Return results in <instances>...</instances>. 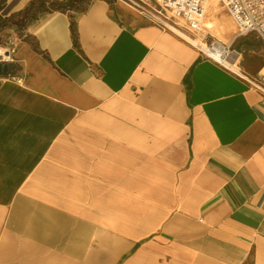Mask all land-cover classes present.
Here are the masks:
<instances>
[{
  "label": "crops",
  "instance_id": "crops-1",
  "mask_svg": "<svg viewBox=\"0 0 264 264\" xmlns=\"http://www.w3.org/2000/svg\"><path fill=\"white\" fill-rule=\"evenodd\" d=\"M41 1L22 36L1 32L18 68L2 76L0 63V264L151 256L94 244L98 180L120 176L86 169L121 163L134 179L138 165L144 195L211 231L207 264H264V66L247 73L243 61L237 75L159 23L123 24L107 0ZM38 2L3 0L0 14Z\"/></svg>",
  "mask_w": 264,
  "mask_h": 264
},
{
  "label": "rangeland",
  "instance_id": "rangeland-1",
  "mask_svg": "<svg viewBox=\"0 0 264 264\" xmlns=\"http://www.w3.org/2000/svg\"><path fill=\"white\" fill-rule=\"evenodd\" d=\"M107 1L110 4L111 14L123 24H133L136 20H131V17L138 18L140 22H159L152 13L154 8L157 7L154 0ZM88 4L89 0H86L80 4V8H85ZM37 12V7H33L27 12L28 15H26V11L9 18H5L0 14V25L7 24L5 27L0 28V48L6 50L11 46L6 43V37L1 36V32L6 27L12 26L16 22L19 25L24 22L25 17L32 18L37 15ZM183 31L190 34L186 30ZM233 34L228 36L226 42H230L233 39ZM190 35L194 38H199L203 42L205 40L204 37L207 40L218 38L216 34H213L215 37L204 33ZM26 38L32 42V39ZM233 46L235 49L243 51L245 56V60L243 58L244 68L247 73L251 70L259 71L264 66V42L255 33L237 37L233 42ZM8 63H4L2 66V76L8 77L11 72L15 73V69L18 68L15 65L9 66L7 65ZM244 74L246 73L244 72ZM120 106L130 108L129 105ZM115 107L117 105L112 103H109L108 106L104 105L105 109ZM114 112L116 110L114 111L113 109L104 111L105 114ZM88 117L87 124L89 133H91L90 130L95 128L93 126L95 125V116L89 115ZM104 119H106V115H104ZM72 135L73 140L83 136L82 132H73ZM103 166L99 170L91 167L86 169V171L104 170V174L107 177L112 176L111 172H115V176L119 173L120 177L119 179H111L104 176L105 179L98 180V182H103L104 199L100 200L101 197H99L98 200L102 202L98 206L100 210L97 213H92L97 216L95 220V225L97 226L95 229V245H97V241L104 237L107 241L104 246L108 248L118 246L116 244L117 241L120 247L124 243L131 241L133 247L130 251L151 252V256L147 254L141 257L142 259L137 260L135 264L208 263V253L213 252L207 240L211 232L209 229L203 228L198 221L175 217L171 208L166 206L165 203L144 195L138 186V165L135 179L131 178L133 173H130L129 178L126 164L114 165V169L112 165L105 164ZM160 257L162 258L161 260Z\"/></svg>",
  "mask_w": 264,
  "mask_h": 264
},
{
  "label": "built area",
  "instance_id": "built-area-1",
  "mask_svg": "<svg viewBox=\"0 0 264 264\" xmlns=\"http://www.w3.org/2000/svg\"><path fill=\"white\" fill-rule=\"evenodd\" d=\"M154 1L159 15V18H157L159 20L158 23L164 27L170 29L165 24V21H169L190 34L197 35L198 33H204L214 36L212 32L209 29H205L203 25L206 7L210 0ZM218 2L224 7V11L229 14L238 28V31L232 36L233 39L230 42H224L218 38L207 40V38L204 37L206 40H204V43L207 49L203 46L196 47L206 59L211 60L220 67L237 75H242L235 71L233 67L238 68L241 73H244L242 69L244 53L241 50L235 49L233 42L237 37L249 33H255L264 42V0H218ZM13 52L14 49L12 48L4 50V53L0 55V63L13 61ZM262 76H264V73ZM262 89L264 90L263 86Z\"/></svg>",
  "mask_w": 264,
  "mask_h": 264
},
{
  "label": "bare ground",
  "instance_id": "bare-ground-1",
  "mask_svg": "<svg viewBox=\"0 0 264 264\" xmlns=\"http://www.w3.org/2000/svg\"><path fill=\"white\" fill-rule=\"evenodd\" d=\"M224 10V7L219 4L218 0H210L206 7V14L203 20V25L205 29H209L213 34H216L221 41L226 42L228 36L232 35L233 32L235 34L238 31V28L236 27L229 14ZM152 13L156 18H159L157 7L154 8V12ZM165 24L194 46H203L205 49H207L206 44L199 38L192 37L190 34L184 32L181 28L174 25L172 22L165 21ZM3 53L4 50L0 48V55H2ZM233 69L240 74H244L241 73L238 68L233 67ZM262 73H264V69L262 70Z\"/></svg>",
  "mask_w": 264,
  "mask_h": 264
},
{
  "label": "trees",
  "instance_id": "trees-1",
  "mask_svg": "<svg viewBox=\"0 0 264 264\" xmlns=\"http://www.w3.org/2000/svg\"><path fill=\"white\" fill-rule=\"evenodd\" d=\"M86 0H72L68 3H65V4H61V3H57V2H53L52 3V7L53 8H58V9H62V10H67V9H78V10H84L85 8H80V4L82 2H84ZM91 0H89V3H90ZM4 7V3H3V0H1L0 2V11L3 9ZM33 7H37V11L38 10H41L43 7H44V3L43 1L39 0L38 3H33L31 5V7L27 8L26 10V15H28V11L33 8ZM14 17V15L12 16ZM28 17V16H27ZM35 16H33L32 18H26L24 19V22H22L21 24L18 25V22L16 23H13V25L17 26V29L18 31L20 32L21 36L23 35V31L25 29V27L27 26V24L34 18ZM6 18H9V17H6ZM7 24H2L0 25V28L2 27H5ZM75 23L73 22V33H74V38H75V42L77 43V37H76V29H75Z\"/></svg>",
  "mask_w": 264,
  "mask_h": 264
}]
</instances>
